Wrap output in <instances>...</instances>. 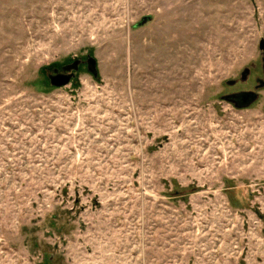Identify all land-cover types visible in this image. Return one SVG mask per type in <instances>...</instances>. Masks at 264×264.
Listing matches in <instances>:
<instances>
[{
	"label": "rangeland",
	"instance_id": "rangeland-1",
	"mask_svg": "<svg viewBox=\"0 0 264 264\" xmlns=\"http://www.w3.org/2000/svg\"><path fill=\"white\" fill-rule=\"evenodd\" d=\"M262 40L264 0H0V264H264Z\"/></svg>",
	"mask_w": 264,
	"mask_h": 264
},
{
	"label": "water",
	"instance_id": "water-1",
	"mask_svg": "<svg viewBox=\"0 0 264 264\" xmlns=\"http://www.w3.org/2000/svg\"><path fill=\"white\" fill-rule=\"evenodd\" d=\"M151 20L150 17L143 18L142 21L137 26H143L146 23H148ZM259 50L262 53V72H263V79L261 81H257V85L254 89V91L251 92H241L239 94H232L225 96L224 99L226 101H229L231 104H233L235 107H238L239 109L248 108L252 106L258 99V91L264 89V40L260 42ZM81 64V61H76L72 65H68L65 67H62L61 73H58V71L55 72V75L49 76V83L51 87L54 88H61L64 86H67L71 80L72 77L70 75H65V73H70L72 71H79V66ZM86 66L89 71V73L97 79L98 77V71H97V63L92 57H88L86 61ZM250 73V70L246 69L242 75H241V81H245ZM236 82H230L228 85L233 86ZM241 100V105L237 106V103L233 100Z\"/></svg>",
	"mask_w": 264,
	"mask_h": 264
},
{
	"label": "flooded vegetation",
	"instance_id": "flooded-vegetation-1",
	"mask_svg": "<svg viewBox=\"0 0 264 264\" xmlns=\"http://www.w3.org/2000/svg\"><path fill=\"white\" fill-rule=\"evenodd\" d=\"M81 65H82V63L80 64V66H79V69H80V67H81ZM56 71H58V73L60 72L58 69H53L52 71H51V73L52 74H46L47 75V79L49 80V76H52V75H55V72ZM77 72L76 71H72V72H68V73H65V75H70L71 77H72V80H71V82L74 80V77H75V74H76ZM262 79H263V77H262ZM262 79H257L256 80V84H257V81H261ZM70 82V83H71ZM241 92H251V89L249 90H243V91H240V92H238V93H234V94H239V93H241ZM233 101H235V103H237V106H240L242 103H241V100L239 99H237V100H233ZM233 105V104H232ZM234 106V105H233ZM235 107V106H234ZM236 108H238V107H236ZM239 109V108H238Z\"/></svg>",
	"mask_w": 264,
	"mask_h": 264
},
{
	"label": "trees",
	"instance_id": "trees-1",
	"mask_svg": "<svg viewBox=\"0 0 264 264\" xmlns=\"http://www.w3.org/2000/svg\"><path fill=\"white\" fill-rule=\"evenodd\" d=\"M45 81L48 82L47 84L49 85V87H51V85H50V83H49V80L47 81V80L45 79ZM50 262H52V259L49 260V263H50Z\"/></svg>",
	"mask_w": 264,
	"mask_h": 264
}]
</instances>
